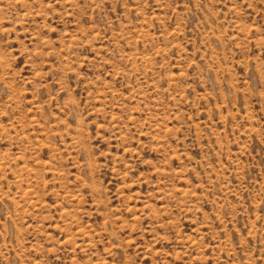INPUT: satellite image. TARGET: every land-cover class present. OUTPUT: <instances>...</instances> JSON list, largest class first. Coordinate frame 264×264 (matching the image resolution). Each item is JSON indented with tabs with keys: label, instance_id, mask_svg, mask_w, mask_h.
Segmentation results:
<instances>
[{
	"label": "rangeland",
	"instance_id": "1",
	"mask_svg": "<svg viewBox=\"0 0 264 264\" xmlns=\"http://www.w3.org/2000/svg\"><path fill=\"white\" fill-rule=\"evenodd\" d=\"M0 264H264V0H0Z\"/></svg>",
	"mask_w": 264,
	"mask_h": 264
}]
</instances>
